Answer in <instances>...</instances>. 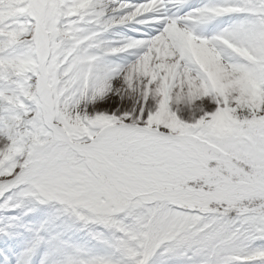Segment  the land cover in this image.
<instances>
[{
	"label": "snow or ice",
	"instance_id": "obj_1",
	"mask_svg": "<svg viewBox=\"0 0 264 264\" xmlns=\"http://www.w3.org/2000/svg\"><path fill=\"white\" fill-rule=\"evenodd\" d=\"M0 264H264V0H0Z\"/></svg>",
	"mask_w": 264,
	"mask_h": 264
}]
</instances>
